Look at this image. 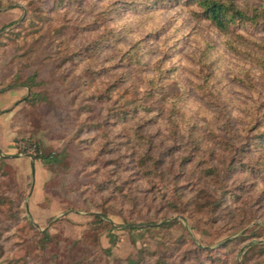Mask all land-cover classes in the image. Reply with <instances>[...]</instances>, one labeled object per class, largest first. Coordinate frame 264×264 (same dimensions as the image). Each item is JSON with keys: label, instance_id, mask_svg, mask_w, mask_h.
Listing matches in <instances>:
<instances>
[{"label": "rangeland", "instance_id": "obj_1", "mask_svg": "<svg viewBox=\"0 0 264 264\" xmlns=\"http://www.w3.org/2000/svg\"><path fill=\"white\" fill-rule=\"evenodd\" d=\"M217 1L226 28L188 0H0V264H264V0ZM131 59L155 69L183 139H229L209 196L191 187L177 202L117 164L129 148L92 97Z\"/></svg>", "mask_w": 264, "mask_h": 264}, {"label": "trees", "instance_id": "obj_2", "mask_svg": "<svg viewBox=\"0 0 264 264\" xmlns=\"http://www.w3.org/2000/svg\"><path fill=\"white\" fill-rule=\"evenodd\" d=\"M188 2H197L201 7V13L217 27H227L230 13L229 6H226L225 3L217 0H188ZM126 58H132V56L129 54ZM133 65L132 59L130 63L121 65V68L128 67V69L121 71L118 75H113L111 80L105 79L101 91L92 97L97 103L105 105L104 109H107L108 105L112 107L99 126L105 127L107 130L111 127L118 129L114 138L118 140L115 146L118 147L119 152L122 146L129 148L128 153L122 151L117 155L119 159L117 164L124 166L122 160L129 159L134 175L150 180L149 184L153 188L157 181L170 184L174 193L173 197L177 202L182 201L185 192L191 187L192 189L196 188L200 194L209 196L206 184L209 177L219 176L218 165L225 167H222L225 174L229 173V157L225 162L223 157H227V155L220 153L216 155L217 149L215 148V146L220 147L219 144L222 143L229 146V139L218 135L216 128H212L214 131L204 130L200 134L196 129H188L185 139H183L179 130L180 121L174 118V114L178 111L175 101L174 99L168 101L164 99L165 91L153 71L155 69H151V72H141L133 68ZM125 75L134 76V78L124 86ZM124 94H127V97ZM157 97H160V104L156 100ZM165 106H168L167 109ZM161 118L165 121L164 129L158 124ZM259 137H262L261 142L264 143V130L260 132ZM104 144H108V141ZM188 144L195 146V150L209 145L211 148H204L205 155L200 157L187 150L190 147ZM39 157L41 156L36 155L34 158L38 159ZM214 161L218 163L215 164ZM250 170L254 174L257 173L252 166ZM197 172L199 173L196 174ZM261 174L264 178V162ZM166 175L170 178H167ZM154 198L156 197L154 196ZM189 201L191 202L187 204L201 212L209 206L207 202L198 201V195L191 197ZM138 227L130 226L131 229ZM259 246L262 247L261 251L264 253V243H260ZM194 254L197 258L199 257L197 251ZM207 259V263L202 261L199 264H237L235 261L230 263L229 257H221L218 254L209 256ZM141 261L142 258L131 259L127 261V264H141Z\"/></svg>", "mask_w": 264, "mask_h": 264}]
</instances>
